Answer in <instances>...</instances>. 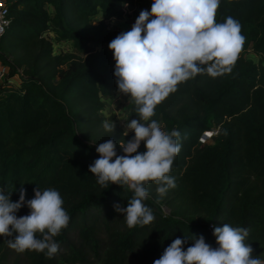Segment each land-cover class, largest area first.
I'll return each mask as SVG.
<instances>
[{"label":"trees","instance_id":"16d2710c","mask_svg":"<svg viewBox=\"0 0 264 264\" xmlns=\"http://www.w3.org/2000/svg\"><path fill=\"white\" fill-rule=\"evenodd\" d=\"M142 2L151 8L153 0H7L0 62L20 81L0 84V191L16 202L21 187L26 201L34 189L54 188L70 220L51 259L19 253L9 247L13 237L0 236V264H153L176 238L186 249L203 235L216 247L209 225L213 232L224 223L246 228L245 243L264 260V0H220L216 22L234 18L245 37L231 72L197 74L156 106L151 120L178 131L181 150L170 173L175 187L160 196L154 182L146 185L152 222L129 228L114 205L126 208L133 191L102 188L89 171L99 143L111 139L123 155L119 142L134 136L115 121L106 133L102 111L118 90L108 44L120 33L109 22ZM131 119L138 116L130 98ZM145 150L141 142L138 152ZM29 213L25 203L16 214Z\"/></svg>","mask_w":264,"mask_h":264},{"label":"clouds","instance_id":"9594fccd","mask_svg":"<svg viewBox=\"0 0 264 264\" xmlns=\"http://www.w3.org/2000/svg\"><path fill=\"white\" fill-rule=\"evenodd\" d=\"M220 0H153L150 11H140L131 30L117 35L108 44L115 60L114 76L118 91L132 99L138 119L125 125L119 142L123 155H117V142L109 139L96 146L99 157L89 166L97 183L107 189L109 183L133 191L127 207L115 204L124 213L129 228L145 226L154 220L153 210L143 201L149 198L146 185L154 182L157 193L166 195L175 187L170 175L175 156L181 150L180 133H166L151 120L155 108L178 84L207 74L213 78L229 73L242 50L245 37L237 20L227 17L216 22ZM114 122L106 120V133L114 131ZM144 142L145 151L138 152ZM26 189L19 190V200L0 191V236L13 237L9 247L23 253L36 251L51 259L59 251L54 240L66 228L70 216L63 208V198L54 188L34 189V197L25 200ZM30 213L17 216L24 204ZM39 234V237H37ZM216 247L205 242L203 235L194 236L191 246L176 238L153 264H264L252 255L245 239L248 230L224 223L214 227Z\"/></svg>","mask_w":264,"mask_h":264},{"label":"built area","instance_id":"2783aa9c","mask_svg":"<svg viewBox=\"0 0 264 264\" xmlns=\"http://www.w3.org/2000/svg\"><path fill=\"white\" fill-rule=\"evenodd\" d=\"M8 25H9V17H8L7 0H0V33H2ZM59 47H60L59 44L56 43L54 45V50L58 51ZM19 81H20L19 74H14V75L8 76V67L0 62V84H2L3 82L18 84ZM120 94L121 93L117 90L111 99H106L105 103H109V105L111 103L115 104L116 102H113V101L115 99L118 100ZM125 107H126V105H122L123 112H121V115L119 116V117H121V120L119 117L118 118H112V121L117 122L118 124L122 125L124 128H125V125L127 123L125 120ZM108 109L109 108L106 105H104V109H103L102 113L105 115V117H107V113L105 111ZM216 134H217V129L204 131V133L200 136L199 141L201 143L209 142L210 140H212V138ZM209 231L211 234L213 233L211 224L209 225ZM215 243H216V239H215Z\"/></svg>","mask_w":264,"mask_h":264},{"label":"rangeland","instance_id":"374dc122","mask_svg":"<svg viewBox=\"0 0 264 264\" xmlns=\"http://www.w3.org/2000/svg\"><path fill=\"white\" fill-rule=\"evenodd\" d=\"M142 10H149L150 6L149 3L142 2L140 4H137L136 13H128L127 16L124 17L122 20H114L109 22V26L112 30L119 31V33L129 31L132 27V25L135 23L136 18L138 17L140 11ZM130 100V97L120 94L118 100H114L113 102H116L115 104L111 103H105V105L109 108L105 112L107 113V118L109 120H112V118H118L121 115V112H123L122 105H126L128 101ZM106 101V100H105ZM121 120V117H119ZM165 212H167V209H164Z\"/></svg>","mask_w":264,"mask_h":264}]
</instances>
